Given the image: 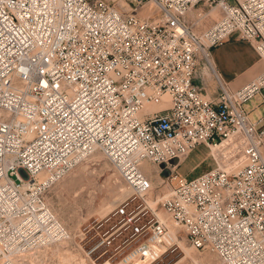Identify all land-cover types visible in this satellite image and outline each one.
Wrapping results in <instances>:
<instances>
[{
	"label": "built area",
	"instance_id": "2783aa9c",
	"mask_svg": "<svg viewBox=\"0 0 264 264\" xmlns=\"http://www.w3.org/2000/svg\"><path fill=\"white\" fill-rule=\"evenodd\" d=\"M232 37L263 64L235 89L210 60ZM263 90L264 0H0V264H155L180 243L264 264V115L245 108ZM223 142L227 162L177 172ZM96 151L129 192L106 228L72 233L46 193ZM143 162L168 170L163 193Z\"/></svg>",
	"mask_w": 264,
	"mask_h": 264
},
{
	"label": "rangeland",
	"instance_id": "374dc122",
	"mask_svg": "<svg viewBox=\"0 0 264 264\" xmlns=\"http://www.w3.org/2000/svg\"><path fill=\"white\" fill-rule=\"evenodd\" d=\"M210 15L214 19L218 17L216 11H212ZM210 21L211 19L208 20ZM258 60L260 59L257 55L256 61ZM260 62L259 64H262ZM209 75L214 83L211 73ZM196 81L201 83L199 79ZM258 104L260 106L255 109L254 106ZM245 108L249 113V119L252 122L257 121L264 114V90L247 101ZM262 126H264V121L258 127ZM229 150L228 145L218 147L214 151L202 145L197 146L180 161L176 170L181 176L191 179L218 164L227 162ZM237 159L238 155H235L234 160ZM141 167L142 171L150 176L153 185L149 196L153 197L163 193L167 187L164 183V176L168 174V170L164 166L152 165L148 162L142 164ZM128 192V188L109 160L101 152L96 151L53 184L46 193V200L69 231L74 233L80 226L87 228L90 235L95 230H103L106 225L115 220L110 211ZM100 224L103 226L98 227ZM184 245L189 248V253H184L183 249H177L155 264H170L174 261H178V264H224L214 253L195 250L186 243Z\"/></svg>",
	"mask_w": 264,
	"mask_h": 264
},
{
	"label": "crops",
	"instance_id": "0c3cea01",
	"mask_svg": "<svg viewBox=\"0 0 264 264\" xmlns=\"http://www.w3.org/2000/svg\"><path fill=\"white\" fill-rule=\"evenodd\" d=\"M256 59L257 53L251 44L235 37L211 49L212 63L221 78L233 89L247 83L260 72L263 65ZM209 72L206 64L201 62L195 76V79H199L201 83L199 84L196 80L195 83L207 96L214 97L217 87L215 81L214 83L211 81ZM259 106V104L255 105L254 108L257 109Z\"/></svg>",
	"mask_w": 264,
	"mask_h": 264
},
{
	"label": "bare ground",
	"instance_id": "6f19581e",
	"mask_svg": "<svg viewBox=\"0 0 264 264\" xmlns=\"http://www.w3.org/2000/svg\"><path fill=\"white\" fill-rule=\"evenodd\" d=\"M211 60V59H210ZM211 62H212V60H211ZM213 64V63H212ZM226 145V142H223L222 144H220V145H218L217 147H213L212 148V151H214L215 149H217L218 147H222V146H225ZM214 153V152H213ZM87 159V158H86ZM145 162H143V164H144ZM56 214V213H55ZM180 246H181V248L184 250V253L185 252H188L189 253V248L188 247H186L183 243H180ZM51 250L53 251V253L55 254V255H57L58 257H60V259H61V255L63 254L61 251L62 250H64V249H62V248H60V247H58V246H54L53 248H51ZM37 256V255H36ZM68 258H70L69 256H64L63 257V260H67ZM30 260L33 262V258H30Z\"/></svg>",
	"mask_w": 264,
	"mask_h": 264
},
{
	"label": "water",
	"instance_id": "95a60500",
	"mask_svg": "<svg viewBox=\"0 0 264 264\" xmlns=\"http://www.w3.org/2000/svg\"><path fill=\"white\" fill-rule=\"evenodd\" d=\"M161 166H163V165H161Z\"/></svg>",
	"mask_w": 264,
	"mask_h": 264
}]
</instances>
